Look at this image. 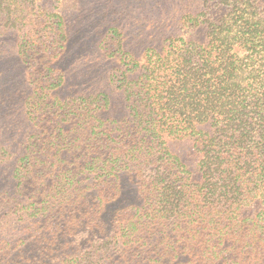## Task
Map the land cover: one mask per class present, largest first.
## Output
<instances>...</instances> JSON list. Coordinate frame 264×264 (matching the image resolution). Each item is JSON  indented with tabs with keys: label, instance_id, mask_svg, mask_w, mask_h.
<instances>
[{
	"label": "trees",
	"instance_id": "obj_1",
	"mask_svg": "<svg viewBox=\"0 0 264 264\" xmlns=\"http://www.w3.org/2000/svg\"><path fill=\"white\" fill-rule=\"evenodd\" d=\"M108 2L74 31L59 2L0 0L26 84L0 264H264V0Z\"/></svg>",
	"mask_w": 264,
	"mask_h": 264
},
{
	"label": "rangeland",
	"instance_id": "obj_2",
	"mask_svg": "<svg viewBox=\"0 0 264 264\" xmlns=\"http://www.w3.org/2000/svg\"><path fill=\"white\" fill-rule=\"evenodd\" d=\"M38 1H40V3H44L46 1V3H49L50 6H53L57 2H59V7L64 8V12L67 13L66 16L74 25V31L78 30L79 24L83 26L82 31H85L86 28H90V26H93L86 9L93 8L96 13L92 12L91 15H97L98 20L100 16H103V18L108 16V12L106 10H108L109 6L112 5V3H109L108 0H82L78 5L77 2H79V0ZM84 5L88 7H85ZM16 43V35L12 30H6L5 32L0 31V136H5L10 133L9 132L7 134V129H5V125L9 121L10 123L17 121V124H13L15 128V134L23 132L26 128L24 116H22L18 106V104L20 105L26 94V84L24 83L23 77L24 66L20 61L17 60L16 56ZM71 60L74 61V58H72ZM87 85L89 84L86 83L85 86ZM176 144L178 145V150H181L178 152H189V142L182 143L176 141ZM137 191L138 188L136 184L127 178L123 182L122 201L117 202L114 207L110 209V212L108 214L111 215L112 213H114V210L116 208L126 206L130 202H137Z\"/></svg>",
	"mask_w": 264,
	"mask_h": 264
}]
</instances>
